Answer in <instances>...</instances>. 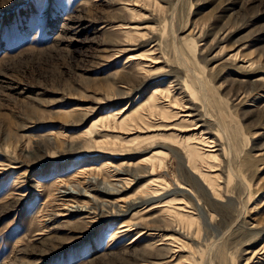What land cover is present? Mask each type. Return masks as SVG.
<instances>
[{"label":"rangeland","instance_id":"374dc122","mask_svg":"<svg viewBox=\"0 0 264 264\" xmlns=\"http://www.w3.org/2000/svg\"><path fill=\"white\" fill-rule=\"evenodd\" d=\"M167 263L264 264V0H0V264Z\"/></svg>","mask_w":264,"mask_h":264},{"label":"bare ground","instance_id":"6f19581e","mask_svg":"<svg viewBox=\"0 0 264 264\" xmlns=\"http://www.w3.org/2000/svg\"><path fill=\"white\" fill-rule=\"evenodd\" d=\"M126 111H129L128 108H125L122 112L125 113ZM141 118H142L141 115H138L137 114V115H134L132 119L133 120H139ZM202 143L204 145H209V142L207 140L206 141L203 140ZM194 145L195 146L192 145L189 148H187L188 149V152L189 153H195L197 156L199 155V157H200L202 154H200V149L198 147V144L197 145L194 144ZM214 147L215 146H213L211 148H214ZM163 152L164 151H156L155 153H153L148 158V162L151 163L153 170L160 168V169H164L165 172L168 171V161H167V158L166 157L163 158L164 155H167V154H164ZM170 153L172 155H174L175 158H177L180 161V164L184 168L190 170V172L192 174L194 173V174L200 176V178H202L204 180H210V184L211 185L214 186L215 185L214 183L216 182V180H220V177H218L216 175H214V176H210V175L209 176H206V175H204L203 172L199 169V167L197 166V164L195 162V156H194L193 159L190 156H188V159L185 160L181 156L176 155V154H173L171 151H170ZM161 159H162V161H161ZM106 164L108 165L109 168L113 166V163L110 162V161H108ZM123 165H124V167H127L128 168L130 165H132V163L127 164V162H124ZM210 168L214 169V167H210ZM117 172H119L117 174L118 177H120L121 175L122 176L125 175V172H124V170L122 168H117ZM91 174H93V170H90V169L80 168L78 170V172L76 174V176H77V178L79 180L78 183H76L78 185V188L83 189L85 193H89V189L92 186H94L93 184L95 183V187L99 190V192H101L102 194L106 195L107 197H110V196H113V195H117L119 193V190H116V188L114 186H106V185L99 186L96 181H94V183H92L91 181H88L87 179L90 178V175ZM87 176H89V177H87ZM80 179L81 180L86 179V180L82 182V181H80ZM175 179H176V177L174 178V180ZM192 180H194V182L198 183V181L193 176H192ZM116 181L119 182V184L125 183L124 182V179H121V178L118 179V180H116ZM178 181L179 180H176L175 181L176 184L178 186H180L177 191H175V190H168L169 188H166L167 186L165 185L166 187L160 188V190L157 193H155L153 196H150V197L144 199L143 201H139V200H138L139 202H136L135 201L136 203L131 207L130 211H133L135 209H139L140 208V211L138 213H141L142 212V214H141L142 217L141 218H145L148 215L147 213L149 211L147 209H149V208L157 205L158 207L163 208V210H164L165 213L172 214V216H173L174 219H177V220L190 219V217H187V216L184 215V213L186 212V208H187L186 207V204H184L183 202L177 200L176 196L178 195L179 192H181V190L182 191H185V192H188L192 196H193V193L190 190H188L187 188H185L184 185H182V183H179ZM164 182L166 183V181H164ZM125 186H127V185H125ZM81 193H82L81 191H79V190L77 191V190H74L73 189V192H69L68 195L65 196V197L70 202V200L76 199L75 196H79V195L81 196ZM144 195H146V194H144ZM168 198H173V199H171L170 201H165ZM64 205H66V204H64ZM69 207H71V206H69ZM72 207H73V210H75L77 212H86L88 214L95 213L96 217L99 216V213L97 211L96 212L90 211V208L88 206H86V205H79L78 204V205H74ZM103 211L104 212H103V214L101 215L100 218H102L103 216H105L107 219H112L113 217H116V215L113 214L114 212L108 213V214H110V216H107L108 214L106 215L105 212H108V211L105 210V209H103ZM135 215L136 214H134V216ZM133 223H134L133 225H138L139 222L138 221H134ZM192 224H193V222L190 219L189 220V224H188L189 225V228L187 230V232H189V233L192 232ZM123 227L121 229L117 230V232L115 233V236H118V235H121V234H124V233L130 231V229L127 226H123ZM140 236H142V234H139L135 238H133L132 243L138 241ZM177 241H178V239L174 240L173 243L174 244H179L181 247H178V249H179L178 251H181L183 244L181 245ZM172 250H174V249H172ZM176 253H178V252H176ZM173 255H175V254H173ZM169 264H171V263H169Z\"/></svg>","mask_w":264,"mask_h":264}]
</instances>
